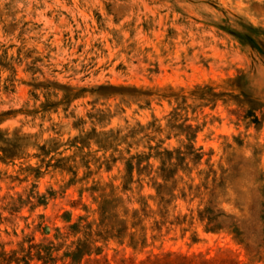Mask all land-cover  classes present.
I'll list each match as a JSON object with an SVG mask.
<instances>
[{
    "label": "rangeland",
    "instance_id": "rangeland-1",
    "mask_svg": "<svg viewBox=\"0 0 264 264\" xmlns=\"http://www.w3.org/2000/svg\"><path fill=\"white\" fill-rule=\"evenodd\" d=\"M124 88L152 95H113ZM98 109L109 110L102 121L91 117ZM185 119L199 126L196 146L205 153L193 170L195 183L210 168L207 159L219 175L231 154L235 163L249 161L264 172V0H0V253L8 254L9 264L27 258L43 264L31 245L55 240L57 227L66 230L67 212L72 222L80 215L99 217V192L89 190L95 185L138 206L140 195L155 193L157 147L184 149L188 142ZM133 127L138 133L117 151H106L95 135L80 141L93 128L124 134ZM15 134L24 147L4 159L6 138ZM45 143L54 146L48 155L40 147ZM136 153L151 155L153 172L139 176L135 167L125 190L127 160ZM63 157H71L67 167H55ZM243 176L237 184L252 185ZM39 195L48 203H39ZM199 202L178 200L170 221L183 220ZM195 217L192 224L190 218L168 222L161 231L151 228V219L144 246L112 239L99 256L114 263L231 251L241 264H251L231 235L208 232L197 211Z\"/></svg>",
    "mask_w": 264,
    "mask_h": 264
},
{
    "label": "trees",
    "instance_id": "trees-1",
    "mask_svg": "<svg viewBox=\"0 0 264 264\" xmlns=\"http://www.w3.org/2000/svg\"><path fill=\"white\" fill-rule=\"evenodd\" d=\"M124 91L126 92H118L113 95L120 94L123 98L128 95L136 97V99L143 95H152V93L138 88H124ZM201 95V98H206L207 94L204 92ZM212 95L217 94L213 93ZM211 100L209 99V101ZM108 111L98 109L91 117L102 121L108 116ZM186 121L187 119L181 124L188 140L184 145V149L179 147L170 150L167 147L162 148L161 145L157 147L156 155L161 159V165L158 167L157 176L151 177L155 193L148 196L140 195L137 199L139 205L132 206L126 203L123 196H118L114 190L106 192L105 186L95 185L89 190L93 195L99 192V195L94 197L99 204L98 208L94 209V213L97 212L99 217L90 221V215H80L77 221L72 222V213L67 212L65 219L69 224L66 226V230L57 227L55 240L49 239L46 244L31 245V248L37 247L38 249L37 259L42 260L43 264H58L59 260H62L63 264H83L84 260L85 264H241L237 256L231 251H223L217 256L209 258L203 255H174L168 253L163 256H148L140 262H136L131 257H121L116 259L114 263L106 256H99L103 252L104 245H107L112 239L121 244L127 241L134 248H138L139 245L144 246L148 241L147 221L151 219H153L151 228L161 231L162 227L168 222L171 224L184 223L187 218H190V224L194 223L196 219L195 211H197L198 220L204 223L206 231L227 232L243 248L251 264L264 262V172L260 171L257 165L250 164L249 161L235 163L232 159L233 154H231L228 157L229 166L224 167L221 165L219 175L217 170L213 168L214 164L210 163L211 158L207 159L210 168L206 171L202 181L195 183V177L192 176V173L195 167L201 164L205 153L203 146H196L199 126L186 123ZM138 131L133 127L124 134L120 129H110L97 133L96 128H93L91 133H86L82 138L80 137V141L86 143V140L90 141L93 138L91 135H95L97 137L96 141L106 151L108 149L117 151V146L121 142L127 140L130 136H135ZM76 139L74 143L79 141V137H76ZM6 141L8 142V148L3 149L4 155L2 158L13 159L18 155L16 152L24 147L23 137L15 134L12 138L7 137ZM73 145H76L80 150L85 146ZM40 147L45 155H48L51 148L54 149V146H47V143ZM231 147V144H227L226 150ZM161 148L162 150H160ZM150 156L136 153L127 160L128 173L125 176V190H127L126 185L132 181L135 167L139 176L144 173L149 176L153 172V170H150L153 166L150 163ZM70 158H61L55 164V167L65 169L67 167L66 159L70 160ZM174 158H176V162ZM113 160L116 161L114 158ZM145 161H147L146 164H144ZM87 166L89 167V165ZM72 167L69 166L68 169L72 171ZM179 168L186 176L176 177ZM202 172L200 170L199 173ZM74 173L77 175V171H74ZM246 174L253 179L252 185L243 184L239 186L237 179ZM159 177H161V180L158 179ZM138 180H141V177ZM244 186H248V189L244 190ZM83 190L81 194H83ZM196 198H200L197 208H189L190 213H186L183 220L178 215L170 221L173 204L176 208V202L183 199L190 205ZM150 200H153L155 208ZM38 202L47 204V196L39 195ZM225 204H227V207ZM85 209L90 211L87 206H85ZM44 230L45 233H50L49 226H45ZM56 240H60V242L56 243ZM30 241H32V238ZM98 242H103V245H98ZM63 249V254L59 255ZM0 261L9 264L12 260L3 251L0 253ZM30 261L31 258L25 259V264H30Z\"/></svg>",
    "mask_w": 264,
    "mask_h": 264
}]
</instances>
